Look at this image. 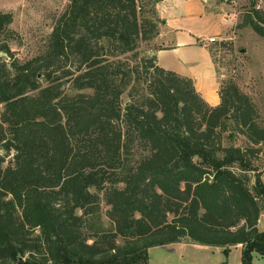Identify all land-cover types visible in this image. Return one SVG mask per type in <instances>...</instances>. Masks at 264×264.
Wrapping results in <instances>:
<instances>
[{
	"label": "trees",
	"instance_id": "trees-1",
	"mask_svg": "<svg viewBox=\"0 0 264 264\" xmlns=\"http://www.w3.org/2000/svg\"><path fill=\"white\" fill-rule=\"evenodd\" d=\"M156 1L147 14L138 0H69L23 61L0 11V264H149V248L176 242L264 256L259 149L224 143L229 131L264 142L257 108L231 80L210 105L155 54L139 68Z\"/></svg>",
	"mask_w": 264,
	"mask_h": 264
},
{
	"label": "rangeland",
	"instance_id": "rangeland-1",
	"mask_svg": "<svg viewBox=\"0 0 264 264\" xmlns=\"http://www.w3.org/2000/svg\"><path fill=\"white\" fill-rule=\"evenodd\" d=\"M182 3L186 6L182 4L180 12L190 15L185 29H190L192 36L199 37L206 44L214 35L215 41L209 46L212 47L217 79L236 83L251 98L257 108V121L264 126V39L254 31L249 21L256 9L245 0H206L205 3L183 0ZM68 4L69 0H0V11L11 12L13 16L10 27L15 33L9 41L12 57L23 61L42 53L57 18ZM138 4L146 5L145 11L150 14L151 5L146 4V0H138ZM159 20L158 33L141 40L135 50L136 56L132 57L141 70L143 58L152 50L161 47L167 39L172 43L171 37L165 36L160 17ZM181 50L175 52L181 53ZM6 59L9 60V56ZM121 101L127 103L128 96L123 94ZM226 134L234 135L231 139L225 138V144L259 149L253 162L264 182V142L253 145L244 133L229 131ZM261 219L264 220V215ZM165 246L149 248L152 264H240V249L237 246L229 250L227 258L220 247L189 242ZM252 264H264V256L253 253Z\"/></svg>",
	"mask_w": 264,
	"mask_h": 264
},
{
	"label": "crops",
	"instance_id": "crops-1",
	"mask_svg": "<svg viewBox=\"0 0 264 264\" xmlns=\"http://www.w3.org/2000/svg\"><path fill=\"white\" fill-rule=\"evenodd\" d=\"M182 1L183 0L156 1L155 8L161 19L162 26L165 29V36L171 37L170 41L172 43H169V39H167L162 47L153 52L159 66L191 78L200 95L207 103L214 106L220 102V80L216 77V65L209 51L210 42L208 44L204 43L202 39H198L199 37H195V35L192 36L190 29H185L188 21L187 19L190 15L180 12L179 8H181V5L183 4L186 6ZM201 1L205 3L206 0ZM210 37H214V35ZM181 48V53L175 52ZM262 215H264L263 212L258 220V228L264 230V227H262L264 223V220L261 219ZM182 243L184 242L172 244ZM236 246L239 247L241 254V246L235 245V247ZM161 247L166 246L163 245ZM232 247L233 246H231L230 249ZM148 253L149 264H152L149 250Z\"/></svg>",
	"mask_w": 264,
	"mask_h": 264
},
{
	"label": "built area",
	"instance_id": "built-area-1",
	"mask_svg": "<svg viewBox=\"0 0 264 264\" xmlns=\"http://www.w3.org/2000/svg\"><path fill=\"white\" fill-rule=\"evenodd\" d=\"M248 5L252 6L256 10L264 11V0H245ZM209 42L215 41L214 37L208 39Z\"/></svg>",
	"mask_w": 264,
	"mask_h": 264
},
{
	"label": "water",
	"instance_id": "water-1",
	"mask_svg": "<svg viewBox=\"0 0 264 264\" xmlns=\"http://www.w3.org/2000/svg\"><path fill=\"white\" fill-rule=\"evenodd\" d=\"M151 54H154V52H151ZM0 56L7 57L8 55L6 52L0 51Z\"/></svg>",
	"mask_w": 264,
	"mask_h": 264
}]
</instances>
